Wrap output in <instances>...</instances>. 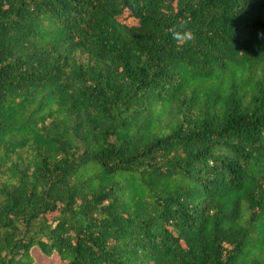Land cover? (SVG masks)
<instances>
[{
    "label": "trees",
    "instance_id": "1",
    "mask_svg": "<svg viewBox=\"0 0 264 264\" xmlns=\"http://www.w3.org/2000/svg\"><path fill=\"white\" fill-rule=\"evenodd\" d=\"M264 264V0H0V264Z\"/></svg>",
    "mask_w": 264,
    "mask_h": 264
},
{
    "label": "rangeland",
    "instance_id": "2",
    "mask_svg": "<svg viewBox=\"0 0 264 264\" xmlns=\"http://www.w3.org/2000/svg\"><path fill=\"white\" fill-rule=\"evenodd\" d=\"M29 254L34 258V264H62L55 255L44 257L36 246H33Z\"/></svg>",
    "mask_w": 264,
    "mask_h": 264
}]
</instances>
